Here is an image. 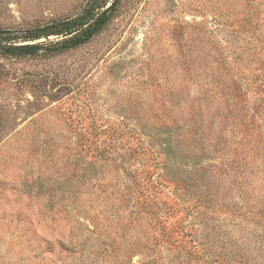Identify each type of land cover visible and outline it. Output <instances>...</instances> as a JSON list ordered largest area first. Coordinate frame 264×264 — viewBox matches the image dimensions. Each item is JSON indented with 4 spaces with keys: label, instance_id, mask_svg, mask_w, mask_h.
Wrapping results in <instances>:
<instances>
[{
    "label": "rangeland",
    "instance_id": "obj_1",
    "mask_svg": "<svg viewBox=\"0 0 264 264\" xmlns=\"http://www.w3.org/2000/svg\"><path fill=\"white\" fill-rule=\"evenodd\" d=\"M85 1L0 0V27L69 17ZM263 78L264 0H120L79 47L0 54V167L22 160L23 191L45 199L35 224L0 206V264L147 263L152 235L113 187L127 178L79 153L75 131L93 126L134 129L164 172L205 194L201 251L220 264H264V117L239 129L221 99L256 79L258 102ZM10 187L0 181V201ZM158 251L165 263L182 257Z\"/></svg>",
    "mask_w": 264,
    "mask_h": 264
},
{
    "label": "trees",
    "instance_id": "obj_2",
    "mask_svg": "<svg viewBox=\"0 0 264 264\" xmlns=\"http://www.w3.org/2000/svg\"><path fill=\"white\" fill-rule=\"evenodd\" d=\"M119 1L86 0L82 8L69 17L29 27H0V54L22 57L40 52L59 53L79 47L106 26ZM255 82L256 79L248 81L252 87L246 85L244 89L239 87L234 90L228 87L221 95L225 104L222 106L225 110L223 116L226 120L232 118L233 124L239 129L253 127L257 116L258 120H263L264 78L254 86L259 92L258 102L251 103V98L255 100L256 96L251 91ZM248 93H251L249 101ZM195 131L189 130L190 135L195 134ZM75 133L79 153L89 159L88 162L107 161L113 165V169L122 172V176L127 178L124 183H119L118 180V184L114 183L113 187L116 193L121 192L123 195L130 213L144 221L143 231L148 229L152 235L150 245L146 243L147 250L151 251L146 264H169V260L165 263L161 252H157L162 247L168 250L173 248L182 255L177 264H220L216 257L201 251L200 242L195 237L196 219L200 222L208 207L205 194L186 179L164 172L165 160L149 141H144L134 129L119 127L93 126L86 130L79 129ZM124 137H135L136 142L131 143ZM202 139L201 137L200 141ZM123 140L126 146L122 144ZM118 145L122 146L123 153L118 154L116 151ZM170 183L173 186L172 193L165 191L166 185ZM154 250L155 253H152Z\"/></svg>",
    "mask_w": 264,
    "mask_h": 264
},
{
    "label": "clouds",
    "instance_id": "obj_3",
    "mask_svg": "<svg viewBox=\"0 0 264 264\" xmlns=\"http://www.w3.org/2000/svg\"><path fill=\"white\" fill-rule=\"evenodd\" d=\"M25 180L26 170L22 160L14 159L6 166L0 167V181L11 185L4 194L7 203L0 201V206L10 213L23 212L35 224L40 214L45 211V199L23 191Z\"/></svg>",
    "mask_w": 264,
    "mask_h": 264
}]
</instances>
